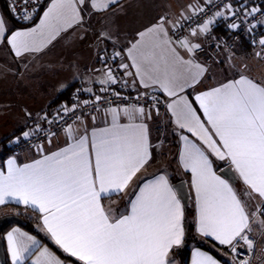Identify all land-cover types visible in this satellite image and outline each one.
<instances>
[{"label": "snow or ice", "instance_id": "1", "mask_svg": "<svg viewBox=\"0 0 264 264\" xmlns=\"http://www.w3.org/2000/svg\"><path fill=\"white\" fill-rule=\"evenodd\" d=\"M18 2L21 19L32 21L36 9L28 10L30 0ZM31 2L38 5L40 0ZM208 6L216 7L215 0H197L187 6V15L181 12L175 19L167 13L160 15L126 46L118 47L109 32L101 31L97 41H111L112 52L98 50L102 67L85 69L88 75L77 77L84 83L73 94L71 106L62 105L54 115L42 111L33 117L25 111L32 127L9 143L27 142L39 158L25 164L17 163L16 157L7 160L6 169H0V206L23 205L38 213L41 231L67 257L74 258L69 264H174L170 254L185 242L179 188L164 171L133 184L153 160L155 146L145 121L152 119L153 110L159 115L161 103L178 130L179 161L191 174L197 233L210 240L213 248L227 249L224 254L231 253L230 264H252L251 256L241 258L238 248L254 253L256 244L264 242V81L239 73L238 78L209 87L191 99L186 92L194 90L210 72V66L198 59L203 51L198 41L212 40L219 47L222 41L212 35L210 27L216 18L235 17L227 24L235 30L241 27V15L245 19L258 13L264 17V9L248 7L246 2L235 7L229 0L222 10L197 22ZM86 9H115V15L123 4L122 0H49L38 23L17 30L0 16V46L18 60L38 59L70 29L83 26ZM259 23L264 24V19ZM255 28L250 24L248 31ZM253 43L260 47L256 56L264 58V35ZM125 77L133 78V88L139 85L151 89V94L138 91L136 102H131L113 87L127 89ZM157 93L167 99L162 101ZM115 101L128 102L121 106ZM98 115L107 126L94 127L89 134L88 121L94 123ZM69 116L71 124L66 119ZM122 116L127 124L120 122ZM57 125V131H52ZM58 132H63L66 146L50 151L47 146ZM213 158L230 165L243 183L242 191L233 187L230 178L217 174ZM112 196L127 200V209L119 215L103 203ZM6 240L11 264H65L19 228L9 231ZM192 264L221 261L195 249Z\"/></svg>", "mask_w": 264, "mask_h": 264}, {"label": "crops", "instance_id": "2", "mask_svg": "<svg viewBox=\"0 0 264 264\" xmlns=\"http://www.w3.org/2000/svg\"><path fill=\"white\" fill-rule=\"evenodd\" d=\"M48 2L49 0L45 1L39 15L27 26H15L11 19L3 12L1 6L0 16H3L7 26L12 30L29 28L34 23H38L39 17L43 14ZM196 2L197 0H122L123 9L122 11L116 12L115 15H113L115 9L103 12H93L90 9H86L82 13L85 18L83 26L70 29L69 32L64 35L63 39L55 41L54 46H50L45 54L35 60H31L30 57L18 60L10 53L7 47L0 46V169H6V162L11 157H16L17 163L19 164L30 163L33 159L39 158L31 149L13 153L7 148L6 143L10 138L20 135L22 130L32 127V121L26 117L25 111L32 112L33 117H35V114L41 113L49 107L53 106L57 108L62 102L68 104L69 102L67 99L55 102V98L70 86H73L71 92L81 87L84 81L82 79H77V77L82 78L88 75L85 69H99L102 67L97 59V51L104 48H112V42H98L97 36L101 31L109 32L112 36V40L118 41V47L126 46L138 31L143 30L153 23L158 16L167 13L170 18L175 19L181 12H185L187 15V6ZM199 2L203 3L204 0H199ZM241 2H246V6L248 7L253 6L252 0H241ZM228 23V19L225 20L224 17H218L215 27L221 24V27H225L227 30ZM81 35L84 36V39H79ZM202 39L203 38L198 42L202 43ZM229 54L228 52L225 53L226 56L224 55L219 58L217 63L216 59L208 60L206 57H202L198 54L199 61L202 64L210 66V72L203 82L197 85L194 90H186L190 99L196 93L204 91L209 87L216 86L229 79L238 78L239 73H243L258 82L264 81L260 77V75H262L261 70L264 71L262 66L256 68L257 71L255 74L249 73L248 71H237L233 73L228 71L230 68L228 63L230 64V60L232 61L234 59L230 56L231 54ZM234 54L240 55L238 53ZM30 60L31 62H29ZM25 64H28L27 68L24 67ZM126 79L129 82V86L133 88L131 86L133 78L126 77ZM62 85H66V87H61ZM84 86L88 85L84 84ZM94 87L98 90L100 86L96 84ZM139 88V85H137V87L133 89ZM161 96L163 101L167 99L163 94H161ZM120 122L122 124H127L129 121L126 117L122 116ZM145 122L148 125L150 141L155 146L153 148V160L146 170H143L137 175L133 184L139 183L142 178H151L153 174L160 171L166 172L172 184L176 181L183 180L188 191V205L191 210L189 220L194 225L196 236L205 240L196 231L195 192L190 184L191 174L183 169L179 161L181 141L178 130L165 104L163 103L162 107L159 109V115H156V112L153 111L152 119L146 120ZM88 123L89 134L94 127L102 128L107 126L102 115H98L94 123L90 120ZM64 146H66L65 136L63 132H58L57 136L53 138V143L47 147L50 151H55ZM213 159L215 161L214 168L217 174H219V171L223 167L227 166L230 168V165L225 161ZM232 172L234 173V171ZM234 175L235 183H233V187L240 192L244 188L243 183L235 173ZM173 180L175 181L173 182ZM131 191L132 188L130 187L129 192ZM103 203L106 207H110L115 215H119L128 207L126 198L120 196H112L111 199H105ZM13 228H19L21 231L34 236L40 242L41 246L47 247L54 255L64 261L65 264H69V261H74V258L71 257H68L69 259L63 258L54 250V248L57 249L67 257V255L51 241L46 233L41 231V222L39 218L36 226V233L28 231L18 224H11L1 232L0 236L8 264H11V257L8 253L6 234ZM261 243L263 242L258 243V245ZM52 246L54 248H52ZM176 249L170 254V259L174 261V264H192L193 251L195 249L208 252L220 260L221 264H230L231 260L229 253L227 255L224 254L227 252V249L221 246H217V250H214L215 253H211L206 249L191 245L187 257L183 259L176 255ZM28 264H31V262L28 261Z\"/></svg>", "mask_w": 264, "mask_h": 264}, {"label": "built area", "instance_id": "3", "mask_svg": "<svg viewBox=\"0 0 264 264\" xmlns=\"http://www.w3.org/2000/svg\"><path fill=\"white\" fill-rule=\"evenodd\" d=\"M2 1L4 2L5 6L7 8L9 17H10L11 21L14 24H16V25H23V24H26V23L29 22V21H24L23 19H21V16H22V13L20 11L21 5L18 2V0H2ZM45 1L46 0H40L39 4L37 5V4L32 3L31 0H30L29 6H28V10L31 12V11H33V9H36V16L34 17V19L39 15V13H40V11H41V9H42ZM227 2H229V0H215L216 7L208 6L206 12L199 18V21H197V22L206 20L216 10H222L224 4L227 3ZM252 2H253V6H259L262 9H264V0H252ZM231 3L235 7H239V3H241V0H231ZM13 5H15V11L12 10V6ZM217 18H216V22H217ZM233 19H235V17L229 16L228 17L229 23H231ZM261 19H264V17H262L261 14H259V13L256 14L255 17H247L246 19L243 18V16L241 15V20L243 21L242 24H241V27L239 29H235V30L229 29L227 27V31L225 32V34L224 35H221L219 37H216L214 35V33H213V29L215 28V24H216V23H214L212 26H210L211 29H212V35L215 36L217 38V40H220L222 42L220 43L219 47H216V42L215 41H212V40H207L206 41L203 38L202 39V43H201L202 46H203V51L200 52L199 55H201L202 57H206L207 55L210 54V55H212V57L211 56H209V57H211V59L214 60L222 52L234 50L236 48V46L238 45L239 41H240V34H242V33H247L249 35L250 40L252 42H253V39L254 38H255L256 41H258L262 37V35H264V24L259 23V21ZM197 22L189 21L188 24H191L192 27H196L197 26ZM237 22L240 23L241 21H237ZM250 24H255L256 25V28L253 31H251V32L248 31V26ZM186 30H187V25H186ZM256 46L259 47L258 44H256ZM107 50H108V53L109 54L112 52V48H107ZM259 51H260V47H259ZM206 58L208 59V57H206ZM116 63H118V60H117ZM113 66H115V65H113ZM125 79H126V77H125ZM113 87L115 88L116 91L121 92L123 96L128 97L129 100L131 102H133V103L136 102V97H137L138 91H140V92L148 91L150 94H151V91H152L151 89L144 90L142 88L133 89L130 86L127 89L123 88L120 85H116V86H113ZM75 92H76V90H74L71 93V100L67 104L69 107L71 106V103L73 101V94ZM157 95H159L160 98H161V100H162L161 94L160 93H157ZM84 98H86V97L85 96H81V99H84ZM109 99L115 100L114 97H109ZM115 102L116 103H120L121 106H124V104L127 103L128 101H124V102L115 101ZM141 103H143V101H141ZM62 105H66V102L65 103L62 102L61 105L59 107H57V108H54L53 106L52 107H49L44 112H48V113L54 115L57 112V110H60L61 109V106ZM162 105H163V103H161L159 105V109L162 107ZM85 111H87V109H85ZM153 111H155V110H153ZM66 119L68 120V123H70V124L73 122V118L70 117V116L69 117H66ZM44 127L47 128L48 126L45 125ZM58 127H59L58 125L57 126H53L52 131H57ZM42 136H43V133H41V137ZM15 137L10 138L7 141V143H6L7 148L11 152L18 153V152H21V151H24V150L31 149V145L29 143H27V142L21 143V144H12V143H9V141L10 140H14ZM34 142H36L35 139H34ZM39 142H44V141L41 139ZM257 246H258V244H256V246H255L254 253H249L246 247L238 248V251L242 254V257L241 258H243L244 256H251V260H253L254 255H255V250L257 249ZM262 249H264V243L262 245L261 251H262ZM229 255L231 256V253H229Z\"/></svg>", "mask_w": 264, "mask_h": 264}, {"label": "trees", "instance_id": "4", "mask_svg": "<svg viewBox=\"0 0 264 264\" xmlns=\"http://www.w3.org/2000/svg\"><path fill=\"white\" fill-rule=\"evenodd\" d=\"M0 6L2 7L3 12L10 19L7 8H6V6L2 0H0ZM33 21L28 22V23L23 24V25H16L14 23L13 24L15 26L22 27V26H27L28 24H31ZM226 31L227 30L225 27H221V24L216 25V27L213 29V33L216 37L224 35ZM255 47H256V44L250 40L249 35L247 33H242V34H240V41H239L238 45L236 46L234 53L248 54V53L254 51ZM72 88H73V86H70L69 88L62 91L55 98V102L66 100V99L68 102H70ZM174 181L175 180H173V182ZM190 213H191L190 207H189V205H187V207L185 209V242L181 247H179L175 250L176 255L181 257L182 259L186 258L188 253H189L191 245H196L200 248H203V249L210 251L211 253H215L214 250H217V247L213 248L212 243L210 241L200 239L196 236L195 231H194L195 230L194 225L189 220ZM7 214H14V215L20 216L22 218V222L18 225L22 226L23 228L27 229L28 231L36 233V226H37L38 221H39V214L38 213H34L30 209L25 210V208L23 206H20V205L18 206L15 204H8L5 206H1L0 207V216L1 215H7ZM0 235H1V233H0ZM52 248H54V247L52 246ZM54 250L59 255H61L63 258L69 259L68 257L64 256L62 253H60L57 249L54 248ZM3 251H4V248H3ZM4 256H5V261H4V263H0V264H8V261L6 259V255H5V251H4Z\"/></svg>", "mask_w": 264, "mask_h": 264}, {"label": "rangeland", "instance_id": "5", "mask_svg": "<svg viewBox=\"0 0 264 264\" xmlns=\"http://www.w3.org/2000/svg\"><path fill=\"white\" fill-rule=\"evenodd\" d=\"M234 50L224 51L221 54H219L216 57V63H217L219 58L223 57L225 55V53L228 52L231 54V55L230 54L229 55L234 58L232 61L230 60V64L228 63V65L230 67L229 68L230 70L228 69V71H230L232 73L237 72V71H248L249 73L255 74L257 71L256 68L258 66H262V69L264 70V58L256 56V53L259 51L258 46L255 47L254 51H252L248 54L237 55V54H234ZM209 56L212 57V55L209 54L206 56V57H208V60L211 59V57H209ZM261 73H262V75H260V77L264 80V71L261 70ZM263 243H261L260 245L257 246V249L255 250L254 258L252 260V264H264V254H262V251H261Z\"/></svg>", "mask_w": 264, "mask_h": 264}, {"label": "water", "instance_id": "6", "mask_svg": "<svg viewBox=\"0 0 264 264\" xmlns=\"http://www.w3.org/2000/svg\"><path fill=\"white\" fill-rule=\"evenodd\" d=\"M219 174L222 176H225L227 178H230L232 183H235V175L232 172V170L229 167H223L220 171ZM174 186L179 188L180 195L182 197V204L184 206V209H186L188 205V191L185 186V182L183 180L176 181ZM22 222V218L18 215L14 214H7L0 216V233L9 225L11 224H20ZM5 261V256H4V251H3V242L0 237V263H4Z\"/></svg>", "mask_w": 264, "mask_h": 264}]
</instances>
